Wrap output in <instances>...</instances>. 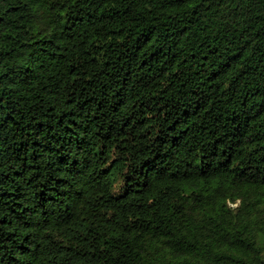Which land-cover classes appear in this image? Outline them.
I'll use <instances>...</instances> for the list:
<instances>
[{"label":"trees","instance_id":"16d2710c","mask_svg":"<svg viewBox=\"0 0 264 264\" xmlns=\"http://www.w3.org/2000/svg\"><path fill=\"white\" fill-rule=\"evenodd\" d=\"M0 264H264V0H0Z\"/></svg>","mask_w":264,"mask_h":264}]
</instances>
